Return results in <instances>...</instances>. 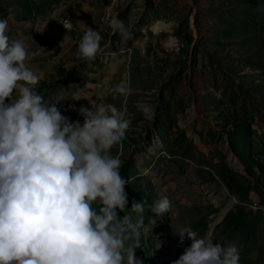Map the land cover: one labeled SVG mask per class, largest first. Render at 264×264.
Returning <instances> with one entry per match:
<instances>
[{
	"label": "rangeland",
	"instance_id": "rangeland-1",
	"mask_svg": "<svg viewBox=\"0 0 264 264\" xmlns=\"http://www.w3.org/2000/svg\"><path fill=\"white\" fill-rule=\"evenodd\" d=\"M0 18L62 114L82 122L73 106L92 99L131 121L111 153L131 180L128 207L144 201V264H173L185 228L264 264V0H0ZM88 26L102 36L91 62L77 57ZM125 76L130 94L106 95ZM164 196L159 221L149 211Z\"/></svg>",
	"mask_w": 264,
	"mask_h": 264
},
{
	"label": "clouds",
	"instance_id": "clouds-1",
	"mask_svg": "<svg viewBox=\"0 0 264 264\" xmlns=\"http://www.w3.org/2000/svg\"><path fill=\"white\" fill-rule=\"evenodd\" d=\"M109 26L128 35L116 17ZM101 40L88 26L77 57L94 61ZM28 58L25 42L0 18V264H144L137 255L144 201L133 198L128 207L131 180L121 175V153H111L131 121L115 105L92 99L91 107L73 106L82 122L62 114L58 100L35 90L41 77ZM130 92L125 76L106 95ZM170 208L164 196L151 211L163 216ZM185 233L191 243L173 264H240L235 243L215 242L191 228L181 237Z\"/></svg>",
	"mask_w": 264,
	"mask_h": 264
},
{
	"label": "trees",
	"instance_id": "trees-1",
	"mask_svg": "<svg viewBox=\"0 0 264 264\" xmlns=\"http://www.w3.org/2000/svg\"><path fill=\"white\" fill-rule=\"evenodd\" d=\"M149 214H150V216L151 217H153V218H155V219H157V220H159V221H161V220H163V217H164V215L163 216H157L155 213H153L151 210L149 211ZM161 231H162V228H160L159 230H155V233H161Z\"/></svg>",
	"mask_w": 264,
	"mask_h": 264
},
{
	"label": "crops",
	"instance_id": "crops-1",
	"mask_svg": "<svg viewBox=\"0 0 264 264\" xmlns=\"http://www.w3.org/2000/svg\"><path fill=\"white\" fill-rule=\"evenodd\" d=\"M202 61H203V63L206 62L205 59H203ZM206 66H207V65H205V68H206ZM205 73H206V71H205ZM208 74H209V73H208ZM208 74L205 75V81H206V83H209L210 86H212V84H213V80H212V79L209 80V78H207Z\"/></svg>",
	"mask_w": 264,
	"mask_h": 264
}]
</instances>
